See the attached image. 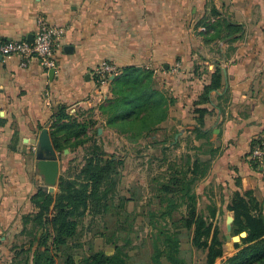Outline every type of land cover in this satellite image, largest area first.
<instances>
[{"label": "crops", "instance_id": "0c3cea01", "mask_svg": "<svg viewBox=\"0 0 264 264\" xmlns=\"http://www.w3.org/2000/svg\"><path fill=\"white\" fill-rule=\"evenodd\" d=\"M219 16L243 24L232 49L209 38ZM39 17L65 28L55 68L35 59L22 66L19 55L0 54L1 241L20 231L21 216L34 210L31 196L45 187L36 160L56 158L61 168L64 157L82 151L54 147L57 107L93 120L88 134L96 131L101 142L117 134L100 111L112 95L111 83L97 82L94 74L104 61L153 71L176 97L164 126L173 115L178 123L189 116L221 59L223 88L212 92L210 116L219 152L201 183L214 190L225 218L232 192L241 190L237 178L251 185L264 213V156L257 169L248 158L253 139L264 145V0H0V38L32 40ZM223 91L226 96L217 97Z\"/></svg>", "mask_w": 264, "mask_h": 264}, {"label": "trees", "instance_id": "16d2710c", "mask_svg": "<svg viewBox=\"0 0 264 264\" xmlns=\"http://www.w3.org/2000/svg\"><path fill=\"white\" fill-rule=\"evenodd\" d=\"M210 29L213 33L209 38L227 42L230 49L244 35L243 24L223 16L216 18ZM213 65L208 84L193 101L191 118L194 121L188 131L198 143L170 160L166 151L170 145H179V138H174L179 132L176 130L169 143L161 142L160 153L156 155L158 166L166 165V170L152 178L154 194L147 202L146 216L153 231L147 260L142 258L135 263L127 252L128 246L137 251L141 246L132 244L130 233L135 214L125 209L127 199L118 189L123 158L105 150L96 131L88 134L93 120L80 121L65 106H59L53 113V145L60 153L65 148L74 151L80 147L81 159L74 167L68 163L55 190L39 186L31 196L34 210L21 216L19 234L25 240L12 245L9 264H191L182 250L183 237L204 252V264H216L218 260L219 264H264L263 204L251 185L237 178L236 184L241 190L233 191L226 204L225 214L238 236L232 244L236 251L231 255L225 256V235L216 223L224 210L212 201L203 206L198 203L196 186L206 177L219 152L213 139L215 127L206 122V117L212 116L215 109L212 92L223 88L221 59ZM157 80L148 68L133 65L118 68V73L108 81L112 95L100 106L105 124L134 141L161 129L176 97ZM226 93H218L217 97ZM263 146L261 139L252 140L248 158L255 169L259 165L250 157L251 151ZM78 157L79 154L72 159ZM153 200L156 206H152ZM93 227L112 246L111 252L96 248L91 239L82 240V234ZM242 231L246 236H239Z\"/></svg>", "mask_w": 264, "mask_h": 264}, {"label": "rangeland", "instance_id": "374dc122", "mask_svg": "<svg viewBox=\"0 0 264 264\" xmlns=\"http://www.w3.org/2000/svg\"><path fill=\"white\" fill-rule=\"evenodd\" d=\"M158 81L161 80L158 79L157 82ZM188 112L190 113L189 116L185 117L183 121H180L179 123L176 122L175 117L179 115H173V117L168 120V123L162 126L157 132H154L146 137H140L136 141H134V139H128L127 136L117 133L108 137L106 140L107 142H103L105 150L108 152H115L124 160L118 189L120 195L127 199L125 202V209L131 212L134 211L135 214L132 222L133 231L130 235L133 240L132 244L140 245L141 248L140 251H137V249H130V246L127 247V252L133 256L135 263H139L142 258L147 260L150 252L149 238L153 228L149 224L146 216L148 210L147 202L150 196L154 194L153 189L151 188L154 186L155 181L152 180V178L166 170V165L159 167V161L156 159V155H159V149L163 144L161 142L165 140L167 141L166 144L169 143L172 133L179 130L178 134L174 135L175 139L177 137L179 138V145L177 147L168 145L169 149L166 151L170 160L173 159L174 156H179L183 152H186L193 144L198 143V141L194 140L193 135H190L188 131L194 121L193 118H191L193 117L192 110H188ZM206 118L207 125H211V117L207 116ZM217 130L218 128L214 132H217ZM213 139L215 141L217 139L215 134ZM190 152L192 151L190 150ZM81 154L82 151L79 154V157L75 160L72 159L73 156H68V158L64 157V163L61 164L60 168V175L66 173L65 170L69 164L72 165V167H74L73 165H77L80 162ZM201 181L202 180H200L196 186V191L200 197L198 201L199 206H203L210 201L216 202V194L214 193V190L207 187V185L204 186ZM56 186L54 187V190ZM156 200H153L152 206L157 205V203L154 202ZM181 209L184 211V207ZM85 221H87V218H85ZM216 223L225 235V256L233 254L236 249L232 247V244L235 240H237V235L232 230L231 225L227 228L228 223L224 214L218 216ZM96 231V227H93L90 231H86L82 234V240L86 241L91 239L90 241L95 244L96 248H104L107 252H111L112 246L110 244H106L104 239L98 235V232L95 233ZM143 239H146L144 243L142 242ZM24 240L25 237L19 234L18 231L13 237H7L5 240L0 241V264H9L13 255L11 251L12 245L20 244L24 242ZM182 250L184 255L190 260L191 264H204V252L195 249L189 241H186V237H183ZM219 263L220 260L216 262V264Z\"/></svg>", "mask_w": 264, "mask_h": 264}, {"label": "built area", "instance_id": "2783aa9c", "mask_svg": "<svg viewBox=\"0 0 264 264\" xmlns=\"http://www.w3.org/2000/svg\"><path fill=\"white\" fill-rule=\"evenodd\" d=\"M65 28L61 25L48 21L45 17H39L37 27L32 40H14L0 38V54H17L20 56V64L26 66L31 60H38L47 68L56 67L57 53L62 48V38ZM118 73V67L110 62H101L94 68V74L98 77L97 82L106 83L112 76ZM264 150L255 147L250 157L256 161L263 159Z\"/></svg>", "mask_w": 264, "mask_h": 264}, {"label": "water", "instance_id": "95a60500", "mask_svg": "<svg viewBox=\"0 0 264 264\" xmlns=\"http://www.w3.org/2000/svg\"><path fill=\"white\" fill-rule=\"evenodd\" d=\"M98 131L100 132L101 128H98ZM64 152H68V149H65ZM35 166L37 173L42 177L45 189L53 190L60 177V162L56 158H38L35 162ZM226 220L228 223L227 228H229L231 220L228 216L226 217ZM239 236H246V232H240Z\"/></svg>", "mask_w": 264, "mask_h": 264}]
</instances>
